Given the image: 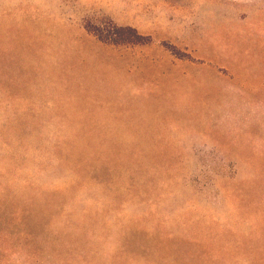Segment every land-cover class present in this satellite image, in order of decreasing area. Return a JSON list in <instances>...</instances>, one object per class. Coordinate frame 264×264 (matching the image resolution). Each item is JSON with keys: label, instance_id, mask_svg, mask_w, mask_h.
<instances>
[{"label": "rangeland", "instance_id": "rangeland-1", "mask_svg": "<svg viewBox=\"0 0 264 264\" xmlns=\"http://www.w3.org/2000/svg\"><path fill=\"white\" fill-rule=\"evenodd\" d=\"M0 264H264V0H0Z\"/></svg>", "mask_w": 264, "mask_h": 264}, {"label": "trees", "instance_id": "trees-1", "mask_svg": "<svg viewBox=\"0 0 264 264\" xmlns=\"http://www.w3.org/2000/svg\"><path fill=\"white\" fill-rule=\"evenodd\" d=\"M86 29L102 42L112 45H144L151 41L149 36L142 35L136 28L114 23L108 29L93 24L86 25Z\"/></svg>", "mask_w": 264, "mask_h": 264}]
</instances>
